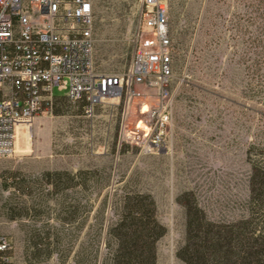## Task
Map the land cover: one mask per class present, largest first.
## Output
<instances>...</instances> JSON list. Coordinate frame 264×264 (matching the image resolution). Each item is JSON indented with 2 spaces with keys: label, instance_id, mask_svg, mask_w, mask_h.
<instances>
[{
  "label": "rangeland",
  "instance_id": "1",
  "mask_svg": "<svg viewBox=\"0 0 264 264\" xmlns=\"http://www.w3.org/2000/svg\"><path fill=\"white\" fill-rule=\"evenodd\" d=\"M167 1L174 69L172 149L145 153L137 146L119 145L123 102L111 110L110 100H105L93 117L87 116L84 101L71 102L63 115L39 112L32 126L18 131L15 151L0 156V237L11 242L9 264H68L83 246L91 250L97 228L92 226L94 215L105 194L107 223L114 220L116 200L125 192L154 196L158 219L167 229L157 242V264H185L177 256L186 239V208L178 200L182 195L183 200L191 199L185 193H192L213 221L248 216L252 174L248 150L264 151V0ZM142 6V0H94L100 70L120 71L131 62ZM54 94L66 92L55 87ZM145 102L144 97L132 102L130 123L138 119ZM59 169L99 174L100 184L90 190L95 203L81 230L82 221L66 225L60 220L63 195L47 194L52 188L46 184L33 183L35 192L44 189L46 194L39 207L42 214L6 216L3 204L10 196L14 204L23 201L28 206L36 196L23 194L18 187L4 189V177L35 181L44 171ZM83 194L70 191L69 201ZM48 229L51 247L57 248L50 257L34 246L35 235L47 236ZM58 236L65 237L56 245ZM71 240L66 263L62 251Z\"/></svg>",
  "mask_w": 264,
  "mask_h": 264
},
{
  "label": "built area",
  "instance_id": "2",
  "mask_svg": "<svg viewBox=\"0 0 264 264\" xmlns=\"http://www.w3.org/2000/svg\"><path fill=\"white\" fill-rule=\"evenodd\" d=\"M129 65L104 72L96 63L94 0H0V156L15 151L18 131L39 112L52 110L54 89L84 101L87 116L110 100L124 103L119 145L145 153L173 146V42L167 0H142ZM146 98L128 121L132 102ZM146 106V108L144 107ZM45 108V109H44ZM11 242L0 237V264H9Z\"/></svg>",
  "mask_w": 264,
  "mask_h": 264
},
{
  "label": "trees",
  "instance_id": "3",
  "mask_svg": "<svg viewBox=\"0 0 264 264\" xmlns=\"http://www.w3.org/2000/svg\"><path fill=\"white\" fill-rule=\"evenodd\" d=\"M71 102L65 96L55 95L52 100L54 114H65ZM253 149L250 147L248 150V160L252 167L248 216L231 222H217L209 219L192 193L184 194L191 196V199L183 200V195L178 199L186 208V239L177 256L185 264H264V151L254 154ZM34 182L51 187L47 194L63 195L64 213L60 220L66 225L82 221L79 226L81 230L95 203L90 190L93 185L101 182L97 170H47L35 181L26 176L16 182L11 181L9 176L4 177V189L18 187L23 194L36 196L35 203L29 206L23 201L14 204L10 196L3 204L9 219L29 217L31 211L37 215L43 213L39 207L46 194L44 189L39 194L35 192ZM73 190L84 194L69 201L70 191ZM83 199L86 203H83ZM107 202L108 196L105 194L94 215L95 224L92 226L97 228L91 243L92 249L83 246L75 254L73 262L68 264H157V242L167 229L158 219L154 196L140 191L125 192L116 200L115 218L109 223ZM46 233L47 236L40 232L35 235L38 241L34 246L50 257L57 248L51 247L53 242L50 240V229ZM64 237L58 236L56 245L63 243ZM71 243L72 240L69 247L62 251L63 262L67 263L71 254ZM103 245L105 250L102 249Z\"/></svg>",
  "mask_w": 264,
  "mask_h": 264
},
{
  "label": "bare ground",
  "instance_id": "4",
  "mask_svg": "<svg viewBox=\"0 0 264 264\" xmlns=\"http://www.w3.org/2000/svg\"><path fill=\"white\" fill-rule=\"evenodd\" d=\"M146 108V106H144Z\"/></svg>",
  "mask_w": 264,
  "mask_h": 264
}]
</instances>
